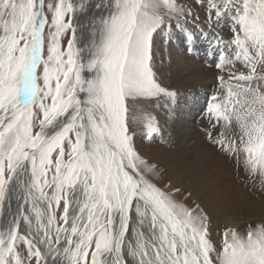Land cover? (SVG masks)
I'll return each instance as SVG.
<instances>
[{"label": "snow or ice", "instance_id": "6c2138e0", "mask_svg": "<svg viewBox=\"0 0 264 264\" xmlns=\"http://www.w3.org/2000/svg\"><path fill=\"white\" fill-rule=\"evenodd\" d=\"M197 9L232 21L234 56L216 67L248 69L218 77L224 101L207 109L235 121L240 146L223 130L213 143L242 149L264 185V0H0V211L16 206L0 220V264H264V227L227 229L217 250L210 217L153 182L129 132V98L174 95L156 81L154 42Z\"/></svg>", "mask_w": 264, "mask_h": 264}, {"label": "rangeland", "instance_id": "374dc122", "mask_svg": "<svg viewBox=\"0 0 264 264\" xmlns=\"http://www.w3.org/2000/svg\"><path fill=\"white\" fill-rule=\"evenodd\" d=\"M178 2L191 5L193 0H178ZM194 14L199 15L198 20L189 18L186 23L181 21L182 29L175 27L166 29L157 37L152 49V69L156 81L174 95L191 90L193 81L190 77H186L177 86L170 82L166 76L168 68L166 49L173 34L184 35V30L187 28L196 35L210 34L211 37L217 39L212 41L222 47L232 46L230 45L232 22L227 21L228 23L224 25L222 21V19L228 20L227 17L216 23V17L213 16L210 24L203 9L194 10ZM171 23L175 25L176 21L172 20ZM64 43L66 44V41ZM209 59L211 60V58ZM206 67L212 73L209 80L215 84L212 89L216 87V93L205 96L201 114L194 116L196 118H194L193 124L197 129L199 139V149L197 148L196 152H187L188 142L180 146L175 144L171 138L173 127L168 125L164 127L163 125V128L160 129L159 124L162 123L160 119L163 113H167L161 105L168 102L172 106L171 104L176 101L174 95L171 98L163 95L129 98L126 101L127 123L137 153L148 163L157 166L159 176L153 182L161 187L167 186L169 191L179 188L180 192L177 193L176 199L181 200L190 208H195L198 205L206 212L211 219L212 242L216 249L220 250L225 230L233 229L243 238L246 237L249 228L264 227V185L261 183L259 171L251 176L249 170L245 169L246 154L242 149L238 154L229 155L213 143V140L217 139L223 130L226 140H235L237 146H240L241 134L235 121L228 128H223L224 122L221 121L217 124L207 111L210 103L222 104L226 95V90L221 86L218 77L222 76L227 81L230 74L240 72L247 74L248 69L241 61L225 64L222 69H218L214 63L208 64ZM38 71L42 72V68ZM213 96L217 97L216 101L212 100ZM170 106L166 108L169 109ZM165 117V122H167V114ZM201 120L205 123L208 121L209 125L205 124L200 127ZM149 122L155 128V131L151 133L148 127ZM209 133H211L212 139H209ZM201 152L204 154L202 155Z\"/></svg>", "mask_w": 264, "mask_h": 264}, {"label": "bare ground", "instance_id": "6f19581e", "mask_svg": "<svg viewBox=\"0 0 264 264\" xmlns=\"http://www.w3.org/2000/svg\"><path fill=\"white\" fill-rule=\"evenodd\" d=\"M75 2L79 4L80 0H75ZM84 2L87 3V0H84ZM90 21V13L83 15L78 14V35L80 37L81 48H85L86 45H89L91 43ZM222 21L225 25V23H230L231 20L222 19ZM175 35L173 34V36H171L172 38L168 41L166 49L168 61L166 76L169 78L170 82L174 83L177 86L181 84V82L185 80L186 77H190V79L193 81V87L189 91H183L182 93L179 92L180 94L174 95L176 97V101L171 104L172 106H170L168 102H165L161 105L163 109H166L165 111H167V113H163V116L160 119L163 124L160 123L159 125L160 129L163 128V125L164 127H166L167 125L171 128L173 127L171 138L174 140L175 144L177 143V146L184 145L186 144V142H188L189 148L187 152L190 153L191 151H195L199 147L198 133L196 131L197 129L193 124L195 122L194 118H196L194 116L201 114V108L203 106V100L205 96H207L208 94H214L216 90V87L212 89L213 85L215 86V84H212L210 82L209 79L212 76V73L207 69L206 66L208 64L219 63L222 54L228 59H232L234 56V47L228 45L222 47L218 45L217 42L214 43L212 41L217 39L215 37H211L210 34L202 33L196 35L195 33L189 31L187 28L184 30L185 36L181 34ZM184 40L186 41L184 42ZM87 57L88 53L85 48L84 58L87 59ZM209 58H211V60ZM167 106H170V108L167 109ZM166 114L168 117L167 122H165ZM201 122L200 127L201 125L208 124V121L207 123ZM212 125L216 126V124L214 123H212ZM203 154L204 153H202V155ZM15 210V201L13 200L11 202V208H9L8 202L6 201L4 208L2 209V211H0V220L10 218L9 213L15 212Z\"/></svg>", "mask_w": 264, "mask_h": 264}]
</instances>
